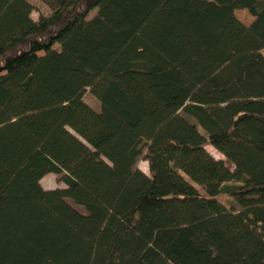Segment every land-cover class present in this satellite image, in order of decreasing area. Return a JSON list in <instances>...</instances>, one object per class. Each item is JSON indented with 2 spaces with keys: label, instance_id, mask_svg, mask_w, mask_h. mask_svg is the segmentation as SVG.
<instances>
[{
  "label": "trees",
  "instance_id": "1",
  "mask_svg": "<svg viewBox=\"0 0 264 264\" xmlns=\"http://www.w3.org/2000/svg\"><path fill=\"white\" fill-rule=\"evenodd\" d=\"M46 1L0 0V264H264V0Z\"/></svg>",
  "mask_w": 264,
  "mask_h": 264
},
{
  "label": "rangeland",
  "instance_id": "2",
  "mask_svg": "<svg viewBox=\"0 0 264 264\" xmlns=\"http://www.w3.org/2000/svg\"><path fill=\"white\" fill-rule=\"evenodd\" d=\"M29 3L32 6L31 18L36 21L41 16H48L51 14V7L46 0H29ZM235 18L245 26H249L253 22V18L248 14L246 10H238L234 12ZM264 54V51H263ZM83 101L91 107L93 110H99L98 101L90 94L89 90H86L83 95ZM207 151L215 158L221 159L222 157L217 154L211 147H207ZM137 168L146 174L149 175L147 163L144 160L138 162ZM41 186L45 190H54V189H64L65 185L59 181V179L54 175H48L41 180ZM225 205H230V201L222 197L220 199ZM70 203L75 209L80 212L83 210L77 206H74L69 200Z\"/></svg>",
  "mask_w": 264,
  "mask_h": 264
}]
</instances>
